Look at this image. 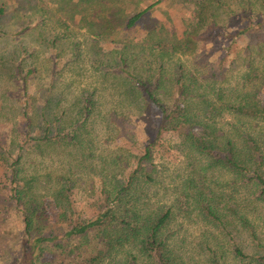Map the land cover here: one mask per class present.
I'll return each mask as SVG.
<instances>
[{
  "label": "trees",
  "instance_id": "obj_1",
  "mask_svg": "<svg viewBox=\"0 0 264 264\" xmlns=\"http://www.w3.org/2000/svg\"><path fill=\"white\" fill-rule=\"evenodd\" d=\"M53 1L58 4V0ZM61 1V7L69 6L68 10H73L65 20V37L75 43L78 32L72 31L78 27L84 40L91 41L92 46H108L106 51L102 45L96 51L103 56L97 62L109 71L97 65L94 68L101 73L111 72L113 83L123 86V92H120L125 98L120 103L126 109L155 108L160 116V127L154 141L145 145L137 155L136 166L130 172L126 173L127 170L122 168V164L128 165L123 156L117 152L112 156L107 154L112 162L103 166V187L91 203L93 212L86 218H77L80 214L76 212L73 200V175H62L58 188L52 191L54 206L60 210L55 218L49 214L48 205L38 198L39 192L33 190L34 179L23 182L22 160L29 145L41 149L44 145L59 142L74 146L77 160L82 164L93 158L100 159L92 145L96 138L90 132L99 118L95 116L97 91L88 90L87 93L82 90L73 98L72 107L77 111V117L71 116L69 125L75 131H69L63 128L62 117L56 110L53 113L48 111L58 93L52 92L55 95L50 96L47 105L32 113L34 100L30 95V79L34 69H28L24 74L20 68L23 102L20 118L26 133L23 140L15 138L7 151H0V162L5 166L9 164L11 170L10 199L22 224L21 244L16 262L7 260L0 264H106L110 260L116 261L121 253L127 255L123 264H139L136 253L148 257L151 264H184L175 248V239L167 231L175 217L173 209L147 207L150 205L147 199L149 189L154 180V169L149 167L153 166L156 145L168 131L177 134L183 144L196 153L206 156L210 169L221 168L231 173L229 187L235 183L240 187L239 194L247 193L251 197L252 203L238 202L233 195L226 193L227 189L214 185L211 188L208 183L211 180L204 168L195 169L199 176L187 180L188 187L196 191L193 201L199 215L227 238L232 259L247 264H264V243L256 231H250L253 227L246 213L254 202L264 207V102L259 95L264 87V68L255 63L256 56L264 54V42L248 43V71L242 72L240 83L226 84L224 78L218 79L221 75L217 71L201 72L195 66L190 72L179 62L169 68L165 60L173 59L178 50L186 49L187 42L183 37L178 39V35L164 31L162 26L148 27L141 40L131 37L130 33L145 15L163 0L148 4H142V0ZM2 12L3 9L0 16ZM48 13L46 9L44 14ZM263 27L264 19L233 33L231 38L247 37L253 29ZM52 32L55 36H50L51 42L56 44L60 35L55 30ZM142 54L154 59L145 61L140 67L135 62ZM218 67L222 73L227 71L226 65L219 64ZM225 113H230L234 119L226 123L231 127L229 130L222 121ZM102 119L106 120L110 136L124 134V129H118V117L113 112ZM36 123L39 126L37 135L33 133ZM197 127L203 130L199 133L195 131ZM2 175L4 178L5 171ZM123 175L126 177L122 178ZM242 185L248 188L242 190ZM0 191L8 192L2 181ZM51 218L65 223L64 227L47 226L46 222ZM245 229L252 242L248 245L252 253L236 240ZM225 255L215 251L210 264H227Z\"/></svg>",
  "mask_w": 264,
  "mask_h": 264
},
{
  "label": "rangeland",
  "instance_id": "obj_2",
  "mask_svg": "<svg viewBox=\"0 0 264 264\" xmlns=\"http://www.w3.org/2000/svg\"><path fill=\"white\" fill-rule=\"evenodd\" d=\"M153 1L155 0H142V4ZM61 4L62 1L59 0L58 4L53 0H0V10L3 9L0 16V151L2 149L7 151L15 138L23 140L26 133L20 118L23 108L20 68L24 74L28 69H34L30 79V95L34 100L32 113L35 114L37 110L40 111L47 105L50 96L55 95H52V92L58 93L54 96L48 111L53 113L56 110L62 117L63 128L69 131H75V128L69 125L71 116L77 117V111L72 107L73 98L82 90L87 93L88 90L97 91L95 116L99 118L90 132L91 136L96 138L92 145L100 159L93 158L82 164L77 160V149L74 146L59 142L44 145L41 149L29 145L21 164L23 182L34 179L33 190L39 192L38 198L48 205L49 214L51 213L53 217L60 210L54 206L52 191L58 188L62 175L71 173L73 200L76 212L80 214L77 218H86L93 212L91 203L100 195L103 187L105 174L103 166L110 158L107 154L112 156L113 152H117L119 156H123L128 165L122 164V168L127 170L126 173L130 172L135 168L137 155L143 147L156 138L160 116L155 108L126 109L120 103L121 99L125 98L120 92H123V86L113 83L111 72V75L107 72L101 73L94 68V65H97L107 70L97 62L103 57L96 51L102 44L92 46L91 41L84 40L78 27L72 31L78 32L75 33L77 34L74 38L75 43L65 37V20L68 13L73 10H68L69 6L61 7ZM46 9L49 13L45 15ZM262 19L264 0H163L145 15L130 35L141 40L147 34L148 27L162 26L164 31L178 35V39L183 37L187 42L186 49L178 50L173 59L165 60L169 68L179 62L190 72L195 70V66L201 72L217 71L221 75L219 80L224 78L226 84L235 85L241 82L242 72L249 69L248 43L264 42V27L260 30L253 29L247 37L245 35L238 39L231 37L234 36L233 33L252 27ZM54 30L60 35L56 44L51 42L53 40L50 37ZM102 46L106 51L108 46ZM153 59L154 57L150 55L145 57L142 54L135 63L141 67L145 61ZM255 63L264 68V54L256 56ZM219 64L222 67L227 66L225 73L218 71ZM259 95L264 102V87ZM111 112L118 117L116 125L120 131L124 129V134L118 136L108 134L106 120L102 117ZM232 120L233 116L225 113L222 121L225 122L227 130L231 127L226 123ZM37 127L39 128L36 123L33 128L35 135L38 134ZM202 130L201 127L195 128L199 133ZM2 163L0 162V181L6 185L8 192L0 191V263L7 260L14 262L17 259L22 226L20 216L14 212L10 199L11 170L9 164L5 166ZM207 163L206 156L184 145L177 134L165 132L156 145L153 166L149 167L154 169L152 172L154 180L149 189L147 199L150 205L147 207L173 209L175 217L168 225L167 231L175 239L177 243L174 244L175 248L184 264H210L215 251L227 254L225 255L227 264H247L232 259L227 238L199 215L193 201L196 191L188 187L187 180L191 176H199L195 169L204 168V172L211 180L208 182L211 188L214 185L215 188L227 189L226 193L233 195L238 202L252 203V199L247 193L239 194V185L234 183L229 187L233 177L231 173L221 168L210 169ZM2 171H5L4 178ZM125 177L126 175L122 176ZM246 188L248 187L241 186L242 190ZM143 199L145 200L144 197ZM254 203L251 204L252 208L246 209L251 225L255 229L250 228V231H256L260 241L264 243V207L260 203L255 205ZM55 218L49 219L46 225L62 229L65 223H58ZM246 230L239 234L236 240L246 247V251L252 253L248 246L252 242L245 233ZM136 254L139 264H151L148 257ZM126 256L121 253L116 261L110 260L106 264H123Z\"/></svg>",
  "mask_w": 264,
  "mask_h": 264
}]
</instances>
